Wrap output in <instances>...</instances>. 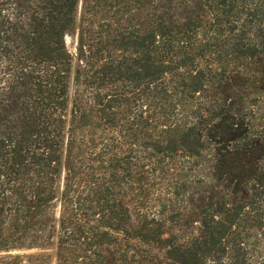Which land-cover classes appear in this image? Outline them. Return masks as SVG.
<instances>
[{
    "label": "trees",
    "instance_id": "1",
    "mask_svg": "<svg viewBox=\"0 0 264 264\" xmlns=\"http://www.w3.org/2000/svg\"><path fill=\"white\" fill-rule=\"evenodd\" d=\"M54 244L264 264V0H0V264Z\"/></svg>",
    "mask_w": 264,
    "mask_h": 264
},
{
    "label": "rangeland",
    "instance_id": "2",
    "mask_svg": "<svg viewBox=\"0 0 264 264\" xmlns=\"http://www.w3.org/2000/svg\"><path fill=\"white\" fill-rule=\"evenodd\" d=\"M65 43H66V46L67 48L74 52L75 51V39L73 37H69L67 36L65 38ZM46 254L50 255L51 256V263L53 264L54 261H55V244L52 245L47 251H46Z\"/></svg>",
    "mask_w": 264,
    "mask_h": 264
}]
</instances>
